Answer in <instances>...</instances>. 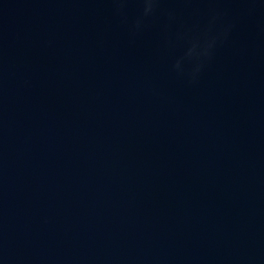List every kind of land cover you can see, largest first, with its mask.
<instances>
[{
    "label": "water",
    "instance_id": "95a60500",
    "mask_svg": "<svg viewBox=\"0 0 264 264\" xmlns=\"http://www.w3.org/2000/svg\"><path fill=\"white\" fill-rule=\"evenodd\" d=\"M0 264H264V0H0Z\"/></svg>",
    "mask_w": 264,
    "mask_h": 264
}]
</instances>
